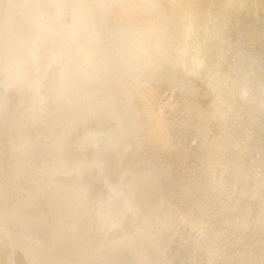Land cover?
Wrapping results in <instances>:
<instances>
[{
	"label": "bare ground",
	"instance_id": "obj_1",
	"mask_svg": "<svg viewBox=\"0 0 264 264\" xmlns=\"http://www.w3.org/2000/svg\"><path fill=\"white\" fill-rule=\"evenodd\" d=\"M0 264H264V0H0Z\"/></svg>",
	"mask_w": 264,
	"mask_h": 264
}]
</instances>
